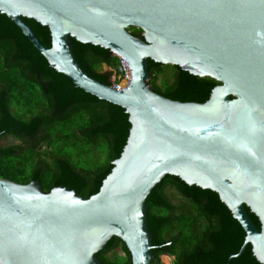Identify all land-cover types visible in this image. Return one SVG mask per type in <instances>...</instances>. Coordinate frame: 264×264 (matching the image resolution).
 I'll return each instance as SVG.
<instances>
[{
	"label": "water",
	"instance_id": "obj_1",
	"mask_svg": "<svg viewBox=\"0 0 264 264\" xmlns=\"http://www.w3.org/2000/svg\"><path fill=\"white\" fill-rule=\"evenodd\" d=\"M0 12L51 67L123 107L130 122L89 197L0 177V264H102L96 253L113 236L132 264H151L146 199L166 175L216 192L246 232L231 257L251 244L264 264V0H0ZM24 17L49 28V46ZM71 38L123 58L130 84L118 90L90 75ZM149 59L219 83L205 102L168 98L148 83Z\"/></svg>",
	"mask_w": 264,
	"mask_h": 264
},
{
	"label": "trees",
	"instance_id": "obj_2",
	"mask_svg": "<svg viewBox=\"0 0 264 264\" xmlns=\"http://www.w3.org/2000/svg\"><path fill=\"white\" fill-rule=\"evenodd\" d=\"M23 19L42 43L51 44L47 26ZM129 30L142 35L134 26ZM71 41L81 67L110 85L119 58L99 45ZM103 65L110 70L104 71ZM148 71V83L156 92L184 102H205L219 83L151 59ZM129 128L123 107L84 91L56 71L18 25L0 12V141L13 139L0 144V177L19 183L37 179L45 191L69 186L89 197L99 191L120 156ZM169 190L181 202L170 198ZM146 205L154 246L151 264H160L163 254L172 256V264H262L251 244L231 257L246 232L216 192L166 175ZM247 211L260 227L258 218ZM96 255L102 264H132L128 248L116 236Z\"/></svg>",
	"mask_w": 264,
	"mask_h": 264
},
{
	"label": "built area",
	"instance_id": "obj_3",
	"mask_svg": "<svg viewBox=\"0 0 264 264\" xmlns=\"http://www.w3.org/2000/svg\"><path fill=\"white\" fill-rule=\"evenodd\" d=\"M118 64L111 78L112 86L118 90H124L131 82V75L127 71L126 62L118 57Z\"/></svg>",
	"mask_w": 264,
	"mask_h": 264
},
{
	"label": "rangeland",
	"instance_id": "obj_4",
	"mask_svg": "<svg viewBox=\"0 0 264 264\" xmlns=\"http://www.w3.org/2000/svg\"><path fill=\"white\" fill-rule=\"evenodd\" d=\"M108 68L109 67H107L106 65H103L104 71L108 70ZM169 71L170 70H167V72H169ZM12 141H13V139L11 137H5V138L1 139L0 144L1 145H7L8 143H11ZM169 194H170V198H172L176 203L181 202V201H179V196H177V194L175 192H173L172 190H169ZM160 260H161L160 264H172V256H170V255L163 254V255H161Z\"/></svg>",
	"mask_w": 264,
	"mask_h": 264
},
{
	"label": "clouds",
	"instance_id": "obj_5",
	"mask_svg": "<svg viewBox=\"0 0 264 264\" xmlns=\"http://www.w3.org/2000/svg\"><path fill=\"white\" fill-rule=\"evenodd\" d=\"M115 71V70H114ZM113 74H114V72H113ZM113 74H112V76H113ZM112 76H111V78H112ZM112 82V81H111ZM110 85H112V83L110 84Z\"/></svg>",
	"mask_w": 264,
	"mask_h": 264
}]
</instances>
